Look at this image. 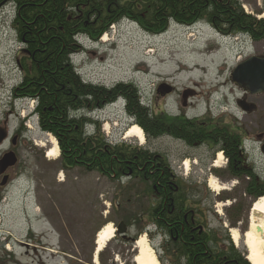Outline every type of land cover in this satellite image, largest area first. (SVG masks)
Returning <instances> with one entry per match:
<instances>
[{"label":"rangeland","instance_id":"1","mask_svg":"<svg viewBox=\"0 0 264 264\" xmlns=\"http://www.w3.org/2000/svg\"><path fill=\"white\" fill-rule=\"evenodd\" d=\"M240 1L247 14L264 15V0ZM8 16V13L0 15V72L4 77L2 79L0 75V118H5L6 113L10 114L11 111H18L22 117L24 114L27 116L23 126L26 128L25 137L29 138L22 140L23 143L24 140L27 142L25 156L32 173V182L26 183L23 189L15 187L8 193L7 203L2 210L4 216L0 214V220L5 224L1 232H12L16 239L3 248L1 243L5 240H0V264H90L87 260L94 256L93 249L97 247L95 237L103 226L110 222L116 227L124 222L128 227L127 236L135 239L137 228L125 221L126 217L131 212L135 213L139 206L143 207V204L147 208L149 200L147 196L140 201L136 199L137 183L115 182L84 169L62 172L59 159L48 158L50 135L41 130L38 117L32 113L36 103L21 100L12 102L11 93L20 79L12 61L14 53L21 48L9 27L8 20L12 15ZM199 22L201 24L193 28L172 23L166 33L152 36L138 25L124 21L111 27L106 42L103 41L106 35L98 41L83 39L82 50L73 57V61L85 80L107 86L132 81L140 87L142 93L148 92L149 100L155 86L164 82V79L172 80L180 89L194 86L197 90L196 101L201 104L216 90L215 79L220 68L225 70V79L239 58L255 54L262 45L259 47L254 42H246L241 47L238 43L216 35L207 21ZM215 39L221 43L222 50L218 54L209 55L208 52L214 51H209L212 49L208 45L211 40L215 42ZM149 50H153V53ZM122 105L108 107L90 117L102 122V132L113 143L121 140L140 148L146 147L150 151L170 153L173 171L184 182L188 179L195 185H189L188 188L193 191L192 195L197 194L196 200L202 203V218L206 221L207 230L217 232L219 240L228 245L225 235L227 231L231 243L248 257L249 252L243 240L249 229L253 206L261 198L252 200V197H247L241 191L224 189L214 175L209 176L210 187L208 184L202 187L200 182L205 180V173L197 171L183 174L182 163L178 159L182 146L171 140L149 144L144 131V143L137 138H125L129 128L136 124L133 119L128 120L118 112ZM13 117L10 116L9 122L14 127L18 122ZM42 143L46 146L43 147ZM34 164H42V167H33ZM212 180H216L224 190L217 193L212 189ZM117 204L121 205L117 208ZM239 204L237 210L242 212L234 226L229 220L235 216L234 206ZM143 224L148 227L145 221ZM150 230L148 227V234L145 235L149 246L156 251L160 264H174L176 260L165 257L162 251L166 239L157 232L152 236ZM231 230H237L240 234L239 243L234 241ZM114 237L105 247V263L135 264L137 241H126L117 235ZM92 263L96 264L95 259Z\"/></svg>","mask_w":264,"mask_h":264},{"label":"trees","instance_id":"2","mask_svg":"<svg viewBox=\"0 0 264 264\" xmlns=\"http://www.w3.org/2000/svg\"><path fill=\"white\" fill-rule=\"evenodd\" d=\"M9 2L5 14L12 15L9 27L21 48L20 64L15 67L20 79L11 97L36 102L38 126L58 141L60 170L84 169L115 182L137 183L136 199L147 196L149 200L147 208L143 204L126 217L125 221L137 228L135 239H123L136 241L151 227L152 236L157 232L166 239L162 251L165 257L176 260L174 264H251L245 252L231 243L227 231L228 245L219 240L217 232L207 230L197 194H191L193 191L168 160L156 157L146 147L124 141L113 143L102 132L101 123L90 117L122 96L127 100L129 114L147 138L160 136V120L154 119L149 108L140 102L137 85L121 82L107 88L86 82L72 57L82 50L81 36L98 41L124 20L155 36L166 33L172 23L193 26L205 20L223 35L247 34L253 42H261L264 17L247 14L240 0ZM169 120L163 118L161 122ZM248 195L256 200L264 192L249 191ZM239 206H234L235 216L229 220L234 226L240 219ZM105 252L106 248L99 254L101 264H106ZM93 259L94 256L87 263L93 264Z\"/></svg>","mask_w":264,"mask_h":264},{"label":"flooded vegetation","instance_id":"3","mask_svg":"<svg viewBox=\"0 0 264 264\" xmlns=\"http://www.w3.org/2000/svg\"><path fill=\"white\" fill-rule=\"evenodd\" d=\"M9 1L11 0H0V15L8 9ZM214 30L219 37H227ZM238 42V45L243 47L247 41L241 39ZM254 44L259 47L262 45L260 50L255 54L243 55L239 58L230 73L225 75V79L223 77L225 70L220 68L215 79L216 90L208 95L203 103H197V90L194 86L188 85L180 89L172 80L164 79V82L158 83L153 89L149 106L153 118H159L157 128L162 131L159 132L160 136L149 137V144H156L164 139L180 144L182 153L178 159L182 163L183 174L204 172L206 178L200 182L202 187H206V184L210 187L208 179L209 176L214 175L222 188L241 191L247 197L249 191L264 192V90L252 92L241 86L234 80L233 73L240 63L252 56L264 58V41ZM208 46L212 49L209 51H214L208 52L209 55L218 54L222 50L218 40L212 41ZM19 54L18 52L17 56L13 57L12 63L15 67L20 64ZM2 79H4L3 75ZM162 85L168 90L165 93L160 90ZM17 101L18 99H13L12 102ZM8 113L5 118H0V214L2 217L4 216L2 210L11 189L15 187L23 189L26 183L32 182L30 178L28 179L30 168L25 156L27 154L25 140L29 138L24 134L25 120L20 118L21 114L18 111ZM11 115L18 122L14 127L9 122ZM163 118L170 120L161 122ZM22 139H25V144ZM152 153L158 158L171 161L170 153L160 151H152ZM185 160H188L189 166ZM34 166L41 168L42 164H34ZM184 184L187 187L195 186L188 179ZM4 228L5 224L0 220V240H5L3 243L0 242L2 248L16 239L12 232L6 234L1 232Z\"/></svg>","mask_w":264,"mask_h":264},{"label":"bare ground","instance_id":"4","mask_svg":"<svg viewBox=\"0 0 264 264\" xmlns=\"http://www.w3.org/2000/svg\"><path fill=\"white\" fill-rule=\"evenodd\" d=\"M260 17H264L260 16ZM193 36V35H192ZM107 36L104 37L103 41H107ZM150 53H153V50H149ZM109 127V126H108ZM142 129L139 126L134 125L129 128L126 133L125 138H137L142 143L145 142V137ZM49 144L51 147L48 149V158L53 160H58L60 157V149L58 146L57 140L50 136ZM43 147L46 145L44 143L41 144ZM189 166V163H186ZM211 187L217 193L223 191L219 184L216 183V180L211 181ZM250 220L249 229L245 233L244 236V243L248 249L249 255L248 260L251 264H264V197L255 202L252 215ZM260 229V232L258 231ZM233 233V238L236 243H239L240 234L237 230H231ZM116 236V227L113 223H108L97 233L96 238V245H97V253L95 254V263L100 264L98 254L102 252L105 247L108 246ZM136 249L137 255L134 258L135 264H160L158 257L156 256V251L151 248L148 244L147 236L143 235L138 241L136 242Z\"/></svg>","mask_w":264,"mask_h":264},{"label":"water","instance_id":"5","mask_svg":"<svg viewBox=\"0 0 264 264\" xmlns=\"http://www.w3.org/2000/svg\"><path fill=\"white\" fill-rule=\"evenodd\" d=\"M234 80L241 86L250 89L252 92L264 90V58L258 56L250 57L237 66L233 73ZM160 90L165 93L163 85ZM124 222L120 223L117 228V235L126 237L128 228ZM260 232V229L258 230Z\"/></svg>","mask_w":264,"mask_h":264}]
</instances>
